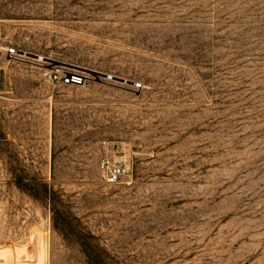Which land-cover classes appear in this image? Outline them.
I'll return each instance as SVG.
<instances>
[{"label":"rangeland","instance_id":"obj_1","mask_svg":"<svg viewBox=\"0 0 264 264\" xmlns=\"http://www.w3.org/2000/svg\"><path fill=\"white\" fill-rule=\"evenodd\" d=\"M14 263L264 264V0H0Z\"/></svg>","mask_w":264,"mask_h":264},{"label":"built area","instance_id":"obj_2","mask_svg":"<svg viewBox=\"0 0 264 264\" xmlns=\"http://www.w3.org/2000/svg\"><path fill=\"white\" fill-rule=\"evenodd\" d=\"M9 52H15L14 48H9ZM32 58L37 62H44L47 64H51V74L50 78L52 81H59L62 84H81L84 81V75L81 72L75 70H62L58 68V65L53 64L50 61H47L45 57L41 55H34ZM136 87H140V83H134ZM100 175L102 179L107 183H114L120 177H122L127 169L121 164H110L107 160L103 159L99 165Z\"/></svg>","mask_w":264,"mask_h":264},{"label":"bare ground","instance_id":"obj_3","mask_svg":"<svg viewBox=\"0 0 264 264\" xmlns=\"http://www.w3.org/2000/svg\"><path fill=\"white\" fill-rule=\"evenodd\" d=\"M4 260V259H3ZM10 260V259H9ZM15 264V263H14Z\"/></svg>","mask_w":264,"mask_h":264}]
</instances>
